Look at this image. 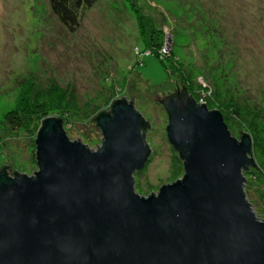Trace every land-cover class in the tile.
Listing matches in <instances>:
<instances>
[{
	"label": "water",
	"instance_id": "1",
	"mask_svg": "<svg viewBox=\"0 0 264 264\" xmlns=\"http://www.w3.org/2000/svg\"><path fill=\"white\" fill-rule=\"evenodd\" d=\"M133 86L130 101L113 100L96 119L94 150L70 141L51 119L60 117L41 119L33 176L0 174V264H264V218L243 189L254 166L247 133L236 140L180 78L153 93ZM174 93L184 95L163 103ZM143 97L166 109L167 141L183 165L182 178L148 196L133 179L150 156L133 107Z\"/></svg>",
	"mask_w": 264,
	"mask_h": 264
},
{
	"label": "rangeland",
	"instance_id": "2",
	"mask_svg": "<svg viewBox=\"0 0 264 264\" xmlns=\"http://www.w3.org/2000/svg\"><path fill=\"white\" fill-rule=\"evenodd\" d=\"M139 17L159 32L164 64L145 49ZM77 21L65 28L47 0H0V168L33 176L47 116L62 118L70 141L96 149L103 137L93 116L121 96L130 101V81L153 93L179 78L194 103L222 114L236 140L239 131L253 136L252 162L264 161V0H99ZM25 83L31 93L22 96ZM143 98L133 107L150 125V156L133 179L148 196L182 178L183 165L167 141L166 109ZM20 100L29 104L21 112L28 130L6 122ZM255 210L264 218V206Z\"/></svg>",
	"mask_w": 264,
	"mask_h": 264
},
{
	"label": "trees",
	"instance_id": "3",
	"mask_svg": "<svg viewBox=\"0 0 264 264\" xmlns=\"http://www.w3.org/2000/svg\"><path fill=\"white\" fill-rule=\"evenodd\" d=\"M47 1H48L50 11L53 13V15H55L57 17L59 22H61V24L65 28H67L68 30L73 31L77 27V24H78L77 20H78L79 13L82 10L88 9L95 2H97L99 0H47ZM139 18H140V19H138V23H139V27H140L139 30L141 31L142 38H143L141 41L143 42L145 49L147 48V46H149L150 54L154 55V57L160 63L164 64L163 60L165 59V56H164L163 51H162L163 40L160 37L159 32L158 33L155 32V29H153V26H151V24H149L147 22V20H148L147 18H143V17H139ZM163 56H164V58H163ZM165 68L167 69L166 65H165ZM21 92H22V96L24 94L27 95L28 93H31L30 88L27 85V83H25L24 86L21 87ZM183 95H184V93L183 94L174 93L171 96H168L163 101V103L171 101V100H175L178 98L177 96L183 97ZM117 101L126 102L125 99H121V100H117ZM117 101H115V102H117ZM17 102L18 103H17L16 107H13L12 111L7 112L6 115H9V116L7 117L6 122L12 129L26 127V130H28L29 129L28 128L29 127L28 121H26V118L23 119V115L21 112L25 108V106L27 107L29 104L26 103L24 100H20ZM115 102L111 103L108 110L98 112L93 116L92 122L95 124V126H97L96 119L101 115L110 113V107L112 105H114ZM216 112L218 113L219 111H216ZM47 119H45V120H47ZM51 119H53L55 122H57L58 125H61V127L63 128L64 131L66 130L64 128V124H63L64 122L61 118H51ZM45 120H42L41 122H39V125H40L39 130L44 126L43 124H44ZM141 121L143 124L142 128H141V132H142V135L144 137L145 131L148 128V123L143 121L142 118H141ZM258 131L263 132L264 131L263 127ZM243 135H245V134L242 133L239 136V139ZM250 139H252L251 143H252V145H254L256 139L255 138L253 139V136H251ZM251 156H252V154H251ZM176 158L178 159V162L181 161L177 152H176ZM139 171H137L135 174H137ZM1 173H6L8 176L20 175L17 172H15L13 174L7 173V167L6 166H3L2 168H0V174ZM242 174L244 176V184H243L244 185V188H243L244 194L246 196L248 203L250 204V207L253 210H255L256 208H258L259 211L263 210V206H264V161L261 162L260 164H258V162L256 161L254 166H253V169H250V167L246 168L242 172ZM261 181H262V183H261ZM135 191H136V188H135ZM254 213H255V216L257 218V216H259V215H256V212H254Z\"/></svg>",
	"mask_w": 264,
	"mask_h": 264
}]
</instances>
